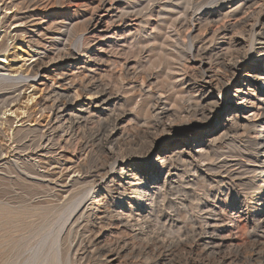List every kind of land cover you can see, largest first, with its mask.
Wrapping results in <instances>:
<instances>
[{
  "label": "bare ground",
  "instance_id": "6f19581e",
  "mask_svg": "<svg viewBox=\"0 0 264 264\" xmlns=\"http://www.w3.org/2000/svg\"><path fill=\"white\" fill-rule=\"evenodd\" d=\"M76 1L0 0V109H5L6 119L12 117L17 109L7 105L22 100V104L30 103L22 113L46 114L44 126L19 121L13 134L39 136L40 149L34 155H48L49 159L36 178L42 179L50 192L49 211L57 214L58 220L50 231V247L34 248L23 263L72 264L80 258L93 264H264V0H245L223 18L215 8L238 0H205L201 6L193 0H173L181 16L172 13L176 19L170 18L167 29L177 37L187 29L193 33L184 46L181 44L189 64L183 63L180 69L171 66L168 72L165 69L172 79L171 92L161 89V82V87L155 86L152 78L145 77L131 86L133 95L127 99L118 93L133 65L123 59V74L107 73L103 67L109 65L108 58L99 53L103 50L93 53L90 48L99 25L98 11L113 10L111 16L123 18L138 3L127 0L118 8L104 0H86V11L79 13ZM59 2L73 4L76 9L64 11L63 6V13L54 10L60 8ZM207 6L212 9L195 19L194 13ZM226 17L236 22L224 23ZM77 20L84 26L75 34L77 46L71 48L67 39ZM44 22L50 24L44 26ZM125 106L130 110L125 111ZM234 108L232 118L219 120L220 113ZM249 111L253 115L242 125L240 119ZM216 143L237 151L235 155L229 150L226 159L213 166L219 170L217 174L227 177L233 168L242 171L228 181L232 187H241L245 214L241 210L235 222L226 214L223 221L215 219L213 209L199 208V198L166 180L162 187L182 193L190 205L196 202L193 209L203 214L195 220L189 218L191 234L165 242L166 225L174 221L159 210L161 195L156 186L164 172H188L183 156L190 144L212 150ZM210 155L211 151L203 155V161H210ZM245 174L251 177L238 178ZM224 183L221 179L214 185ZM187 185L197 186L196 181ZM125 207L129 211L124 220L121 213ZM222 222L233 223L231 237L219 239L216 231ZM111 228L128 231L139 246H131L126 237L106 243ZM153 228L160 231H154L152 243L159 244L162 251L153 252L148 244H142V237Z\"/></svg>",
  "mask_w": 264,
  "mask_h": 264
},
{
  "label": "rangeland",
  "instance_id": "374dc122",
  "mask_svg": "<svg viewBox=\"0 0 264 264\" xmlns=\"http://www.w3.org/2000/svg\"><path fill=\"white\" fill-rule=\"evenodd\" d=\"M104 1L107 3V5L112 4L114 7L123 8L127 0H115V1L110 0V3H109V0H104ZM133 1L134 3L135 2L138 3L136 4L137 5L136 9H134L135 11L134 10L130 11L127 14V16L125 15L123 18H119V17L117 18L115 16H111L113 14L112 13L113 10H111L108 13L102 12V10L96 13V17L100 18V20H99L97 32L93 37V44L90 49L93 53H98L100 50L101 51L103 50L102 52H99V53H103V57L108 58L106 59L107 60L106 62L109 61L108 62L109 65L104 64L105 66L103 67V70H106L107 73L108 72L113 73V71L114 72L117 71V73L123 74V69L120 64H122L124 61L131 63V66L133 65L132 66L133 69L129 70V74L126 77L127 79L124 80L123 85L125 89L124 88L121 89V91L118 93L119 97L124 98L125 96L126 98L124 99L131 97L133 95L130 92L132 91L131 86H133L134 84L140 83V79L141 78L144 79L145 77L152 78V80L155 81V84H154L155 86H159V83L161 82L160 85L163 86V88L161 86L159 87H161V89H164V90L166 89L167 91L169 90L168 91L169 93L171 92L170 91L171 89L169 87L172 84L171 82L172 79H171V76H169L166 72H168L171 68H173L171 66H174L175 69L176 68L180 69L183 63H184L183 65L185 66L189 64L188 61L185 60L186 51L184 49L185 47L183 48L185 44L183 45L182 43H187L188 36L191 34L193 35V33L187 29L185 30L186 32L183 31V34H181V37H177V35L175 36V33L173 32V30L171 31L170 28L167 29L168 23L171 22L172 20L174 21V19L178 17L177 14L179 15V17L181 16L180 10H178L176 6H173L175 5L174 3H176L173 0H171V2H168L167 0H131V1L128 0V2H133ZM152 1L153 3H151ZM203 1L205 0H193L192 2L194 3L198 2L196 5L201 6ZM238 1L239 2L233 3L232 5L227 4L224 7L222 6L220 8H215L216 10L215 9L213 10L217 12L216 14H218L220 18L224 16L226 13L227 15H230L231 11L235 10L234 8L240 7V5L245 2V0H238ZM86 2H87L86 0H77L75 2L74 5L75 6L78 5L79 7V10L77 9L79 13H83L86 11V8H87ZM209 3H211L210 0H209ZM59 5H60L59 6L60 8L58 9V7H56L54 10H59V12L61 13H63L62 9L64 7L66 8V9L64 8L65 9L64 11L66 10L74 11L76 9V7L73 6V4L67 5L66 3L62 4V2H59ZM211 9H212L211 6L210 7L207 6V8L205 7L204 9L197 11V13L195 12L194 18L197 19L201 17L200 14L202 12L209 11ZM170 10H172L173 12H171ZM175 11L179 13H176ZM168 12L169 13L171 12L170 17H169ZM172 13L176 15V18ZM218 15H216V17ZM163 18H164V21H163ZM170 18L171 19L173 18V19L171 20ZM81 20H77L78 23L75 25V29L73 28L74 31L71 30L70 32L72 34L70 33H69L70 35L66 34V35H69L67 39L68 40L67 44L71 46V48H74L77 46L76 42L74 41V38L77 32L80 33L79 31L82 29L81 25L84 26L83 23H80ZM224 21H223L224 23L229 22V24L232 22H236L234 21L232 17H226L224 18ZM43 24L44 26H47L50 24V22H47V23L44 22ZM165 24H166V29L163 30L165 28L164 26ZM78 26H80L79 29H78ZM155 26L157 27L155 28ZM156 32H159V33H156ZM164 32L167 37L169 38L171 37L170 38L171 41L169 38H168L169 39L168 41L167 37L164 35ZM66 35H65V38L67 37ZM162 35H164V38ZM155 36H157V38ZM173 42L178 43V44L175 43L177 46ZM9 43L10 42H8V44ZM118 49L119 51H117ZM109 51L111 52L109 53ZM161 53L162 54L164 53L163 54L164 56ZM165 53L170 54V55L166 54L167 56L166 57ZM111 54H114V55L112 56ZM121 54L123 55V58ZM160 54L162 55V57ZM120 56L121 58H118ZM125 56H126V59L124 58ZM123 59L124 61L122 62ZM118 61H120L121 63ZM110 62H114V63H110ZM165 64L167 65V67H165L166 66ZM165 69H166V72H165ZM259 73L263 74V70H261ZM165 76L167 78L169 77L168 78L169 81L166 82L167 85H165L164 83L165 81H167L166 80L167 78L165 79ZM155 79L158 81H156ZM177 79L180 80L179 77ZM36 80H39V78H37ZM127 85L130 87H128ZM165 86L167 88H165ZM130 93L131 95H129ZM136 99H137V103H139V98H136ZM136 99L134 103H136ZM9 104H8L9 106L7 105V108L8 107L10 108L11 106L14 105V108L12 110L17 109L18 112L16 111L15 114L12 115V117H8L6 119L5 117L7 114L3 115V111L5 109L4 108L0 109V113H1L0 114V264H24L23 262H25V259L27 258V256L33 253V251H35L36 248L42 247L45 249V248L50 247V244H49L50 243L49 240L51 236L50 231L52 229L54 230V227H56V224H57L56 222L58 220L56 218L57 214L55 215L54 213H52V211H49V208H50L49 205L51 201L50 196H49L50 192L46 189L45 184L43 183V180L40 178H38L37 180L36 178L37 177L36 174L42 171L44 167L48 165L47 161L49 159L48 155L42 156L40 158L35 157L34 155V153L38 152L40 149L39 136L34 135V134H22V133L15 136L13 134L14 127L17 124H19V121H22V122L24 121L25 125L27 124L31 125V124L36 123L41 126H44L47 123L46 114L43 115L41 113H33L30 115L29 114L27 115L25 113H22L23 110L25 112L26 110L25 107L28 108L30 106L29 105L30 103L22 104V100L14 101V103L12 102ZM126 107L127 106L124 107V110L126 109L125 111L130 110L129 109L130 107H128V109ZM234 111H235V108L233 110H230L227 113H224V114L220 113L219 120L225 119L227 116H229L228 118H232ZM252 115H253V112L251 111L246 112V113L244 112L243 118L240 119V123L243 125L244 123H246V121H250L249 119H251L250 117ZM221 124H223V122ZM94 127L92 131H94ZM221 129H223L222 126H221ZM221 132L223 131L221 130L218 133L220 134ZM14 139H16L17 142H13ZM179 144L180 143H178L177 145ZM212 150L215 151V153ZM212 150H211V147L205 148V147H199V145L190 144L188 147V151L183 156L186 162V165H188L187 166L188 172L187 173L178 172L175 175L173 173L168 175L166 174V172H164L162 180L159 183L160 184L159 187L156 186V189L159 190L158 191L159 195H161L160 199H158L160 202L158 204L159 210L165 215V217H170L174 221V223L172 222L166 225L167 229L165 232V236L163 238L165 242L179 235H182V238H184V236L187 235V233L188 235L191 234V231H192L191 225L188 223L189 218L195 220L196 216L203 214V212L198 213L196 209H193V206L196 204V202L194 203L192 202L194 205L193 204L190 205L188 204V202L185 201V199H183V197L181 196L182 193L179 194L175 190L169 191L167 190L166 187H162L163 182L166 180H171L175 184L179 185L180 186V189H178L179 191L184 190V192H187L189 195L191 196L195 195L197 199L199 198L198 200L200 203L196 204V206L198 205L199 208H202V206H207L213 209L214 210L213 216L215 217V219L220 218L221 221H223V215L226 214L227 217H229L233 222H235L237 221V218L240 215L241 210H243V214H245L246 208L244 207V204L242 203V200H241V197H242V193H241L242 190H240L241 187H235V186L232 187L231 183L228 181L230 176H234L235 174L242 173V171L239 172L237 168H233L231 175L227 177V175L217 174L219 170L217 171L214 169V166H216V163H218L220 160L223 161V159H226L225 157L229 150L231 151L233 150L232 152L236 155L237 154L236 149L231 148L229 145L226 146L223 143L221 144L216 143L215 146L212 148ZM209 151L212 152L213 156L212 155H210L211 157L209 156L210 161L209 160L203 161V159H205L203 157ZM213 161H216V162H213ZM258 174H259V171L256 173V175ZM245 177H251V175L245 174L242 176H238V178H242V179ZM263 177H264V174H263ZM221 179H224L225 181L223 186L214 185L216 181H219ZM206 180L210 182H214V183L211 185L205 184L204 181ZM191 181H196L197 188L196 187L192 188L187 185ZM199 187H201L202 189ZM181 203L183 204L181 205ZM128 211L129 210L126 207L124 208V213H121L120 209L117 210L118 213L119 212L121 213V218L124 220L128 219ZM184 214H187L186 215L187 217ZM232 224L233 223H226L225 225H223V222H222L219 224L220 226L218 225L219 228H217L216 232L220 235L219 239H222L223 237L229 238L234 234V231L230 230L232 228ZM136 231H137V228H136ZM154 231L157 232L160 230H156L155 228L150 230V233L147 236L142 237V239H145L143 240L142 244H148L150 246V250L153 252L162 251V247L159 244H157L159 247L158 248L156 243H152L153 242L152 239L154 238L155 236L154 234L156 233ZM121 237H124V238L126 237L129 240L131 246H134V247L139 246L138 242L134 240L131 233H129L128 231L124 232L121 230H117L116 228H111V235L107 239L108 241H105V242L107 243V242H110L114 239H118ZM172 259L176 260L177 256L175 257L172 256ZM80 260L82 261L80 262ZM86 263L93 264L92 261L89 259L79 258V259H76L75 261H72V264H86Z\"/></svg>",
  "mask_w": 264,
  "mask_h": 264
}]
</instances>
